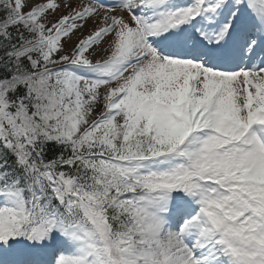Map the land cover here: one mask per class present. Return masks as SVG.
<instances>
[{"label":"snow or ice","instance_id":"6c2138e0","mask_svg":"<svg viewBox=\"0 0 264 264\" xmlns=\"http://www.w3.org/2000/svg\"><path fill=\"white\" fill-rule=\"evenodd\" d=\"M0 264H264V0H0Z\"/></svg>","mask_w":264,"mask_h":264}]
</instances>
